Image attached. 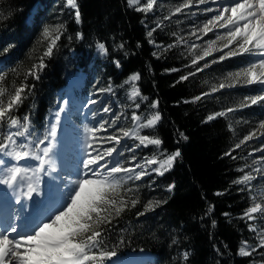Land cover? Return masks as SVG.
Returning <instances> with one entry per match:
<instances>
[{
    "label": "trees",
    "instance_id": "1",
    "mask_svg": "<svg viewBox=\"0 0 264 264\" xmlns=\"http://www.w3.org/2000/svg\"><path fill=\"white\" fill-rule=\"evenodd\" d=\"M65 5L66 0H0V71L8 72L4 86L9 90L23 80L28 68L41 55L42 45L38 43L41 30L54 14L60 15L66 28L58 41L60 47L46 59L47 66L40 73V79L29 77L26 81L34 84V89L16 114L30 113L33 129L44 133L46 114L57 101V90L66 83L76 65L88 61L90 54L85 52L103 42L110 62L100 65L101 74L109 79L111 88L120 89L130 75L140 74L138 84L147 103L140 111L139 123L151 118L157 102L161 119L154 127L140 131L159 138L162 144L160 148L146 147L138 153L143 159L155 157L157 162L177 149L181 153L163 175L128 180L125 174H119L118 178L124 181L121 195L127 200L138 197L140 202L135 207H125L108 229L107 246L115 255L106 264L119 255L141 250L153 254L149 264L264 262L259 255L264 251L261 248L250 257L238 254L243 242L251 243L254 248L257 239L243 215L253 203L252 188L233 181L247 173L256 152H250L251 148L245 144L235 148L248 131L240 130L232 112H226L234 106L236 97L254 96L261 88L258 84L238 85L212 92L209 82L212 76L239 69L250 57H229L205 68L200 66L201 71H197L193 65L173 57L168 48L157 53L149 42L144 13L129 6L128 0H77L79 24L74 19L75 9ZM32 9V19L28 20ZM78 32L82 33V39L76 38ZM120 44L124 47H118ZM9 45L14 47L4 52ZM71 50L79 55H71ZM116 60L120 61L119 67ZM236 109L248 111L249 121L264 114V107L259 105ZM219 112L226 114L207 119ZM2 136L0 130V141ZM229 150H232L231 156L225 155ZM169 185H175L171 192ZM158 200L166 203L145 212L148 201ZM210 206L212 211L208 212ZM137 212L144 215L139 216Z\"/></svg>",
    "mask_w": 264,
    "mask_h": 264
},
{
    "label": "snow or ice",
    "instance_id": "2",
    "mask_svg": "<svg viewBox=\"0 0 264 264\" xmlns=\"http://www.w3.org/2000/svg\"><path fill=\"white\" fill-rule=\"evenodd\" d=\"M137 3L138 0H128L129 6ZM155 3L156 0H147L146 5L136 10L147 13L153 9ZM193 3L206 4L207 0H186L184 4L175 8V12L179 13L183 9L191 7ZM65 7L75 9L74 19L79 24L81 14L77 0H66ZM205 11H216V14L207 19L202 28L196 31H200L203 35L215 29H225V31L218 34L215 40L207 41L208 47L204 49L203 55L196 56L192 60V64H196L198 60L211 55L212 52H222L218 58L220 61L242 54L258 56L260 58L249 63L247 67L238 72L229 73L226 79L230 80L231 83L226 85L221 82L218 88L258 84L261 92L264 93V0H228V2L220 4L216 10L205 8ZM65 32L66 28L62 23L42 27L38 41L42 45L41 55L28 68L23 80L13 89L9 90L4 86L8 72L0 71V130L3 131L2 141H0V184L13 191L21 189L19 195L26 200H32L33 193L39 195L42 174L51 176L52 173L57 172L55 156L58 127L61 121V113L65 111V108L58 107L54 113V121H49L42 135L34 132L30 113L22 116L16 113L34 89V84H29L26 81L29 77L33 80L40 79V73L47 66L46 59L51 58L54 51L60 47L58 41L61 40ZM152 34V31L147 33L148 37H151ZM192 34L195 35V32ZM76 38L82 39V33H76ZM197 38L199 39V37ZM68 39L71 40L72 37L69 36ZM218 41L221 42L219 45H217ZM12 47L14 45H9L8 48L4 49V52ZM118 47L123 48L124 45L120 44ZM196 47L198 46L192 45V48ZM97 48L102 54L108 51L103 42H98ZM114 62L117 67L120 66L119 60ZM212 63H216V61L214 60ZM207 66L206 64L205 67ZM173 70L175 71V69ZM11 71L15 72L16 69ZM197 71H201V69L198 67ZM139 79L140 74L134 73L128 77L125 83L135 82ZM181 79L184 80L187 77H181ZM218 88L213 87L211 91L216 92ZM98 91H111V86ZM5 94H7L6 98ZM139 94V89L133 84L131 97L135 98ZM202 95H208V93ZM195 99L199 100L200 97ZM67 103L64 101L65 105ZM88 103L94 105L96 101L89 100ZM253 105L264 107V94L245 97L240 107ZM136 107L139 108L140 105L137 104ZM235 110V108H228L226 112ZM102 111L109 113L112 112V109L103 107ZM225 114V112L215 113L207 119L212 120L215 116ZM95 115L96 113H93V116ZM131 119L136 124L135 128H120L117 124L120 116L114 112L110 121L101 119L98 127L85 126L84 133L88 138L86 141L88 152L86 157L78 162V170L82 176L76 181H69V184L66 185L67 194L59 206L53 208L43 219L36 221L29 233H19L17 227L11 224L0 231V264H106L115 255V251L107 246L108 229L111 228L113 220L120 216L125 207L129 205L135 207L140 202L138 197L127 200L121 195L124 181L118 178L119 174H125L128 180H141L142 177L149 175V166L157 163L156 158L153 157L144 158L142 163L129 162L128 166H125L119 159L123 156L121 149L132 153L130 161H136L137 157L133 148L139 149L141 146H159L162 144L159 138L140 134V129L152 128L161 119L158 112L143 124L139 123L140 117L135 113ZM109 128L113 129L111 133H108ZM101 132L108 134L101 136L99 135ZM180 136L187 139L183 133H180ZM261 136H264V119H261L258 127L253 128L245 135L235 145V148L238 149L247 141ZM125 138L138 140L139 143L134 144L133 147H128L123 144ZM105 144L110 146L103 147L102 145ZM254 151H264V144ZM231 152L232 150H229L225 155L231 156ZM180 155L181 153L177 149L160 162V167L152 168L150 171L163 175L161 169L164 171L170 169L175 159ZM261 160H264V155L261 156ZM253 171L264 178V168H254ZM59 178L58 174L53 177V179ZM255 179L256 176L248 172L233 183L250 185V182ZM174 187L175 185H169L168 190L171 192ZM125 191L131 192L132 189H125ZM220 194L217 193V195ZM163 203L166 201H148L144 205L145 212ZM211 211L210 206L208 212ZM256 214H259L262 223H264V204L256 202V198L253 197L252 205L246 209L243 215L247 220L254 221L257 219ZM137 215L143 216L144 212H137ZM224 215L228 216L227 213ZM212 224L215 226L216 221L213 220ZM249 228L254 233L257 231L255 224L249 225ZM7 233L16 235L10 238ZM258 239L259 243L251 248V251L246 250L247 243L245 242L244 246L240 247L238 254L250 257L257 248L264 249V228L261 229ZM173 243L176 241L173 240ZM183 255L187 259L188 253L185 252ZM259 255L261 261H264V251L260 252ZM253 264H258V262L254 261Z\"/></svg>",
    "mask_w": 264,
    "mask_h": 264
},
{
    "label": "rangeland",
    "instance_id": "3",
    "mask_svg": "<svg viewBox=\"0 0 264 264\" xmlns=\"http://www.w3.org/2000/svg\"><path fill=\"white\" fill-rule=\"evenodd\" d=\"M185 2L186 0H156V3L154 4L152 10H150L147 13L142 11L145 15L143 23L145 27L148 28V30L152 31L153 33L152 36L149 37V42L151 41L150 44L155 49L158 50L157 53L160 51H164L166 50V48H168L173 57L179 59L180 61L187 62L188 64L193 65L192 66L193 69H196L200 66L202 68H205L206 64L208 66H211L212 64H214L212 63V61L214 60L216 61L217 64L218 62H220L218 58L222 54V52H212L211 55L205 56L202 60H198L196 64H192V60L195 59V57L198 55H203L204 49L208 47L207 41L215 40L216 36L218 34H222L225 31V29H215L212 32L207 33L206 35H203L200 31H196V30L202 28L203 24L207 21V19H210L213 15L216 14V11L206 12L205 8H212L216 10L218 9L220 4L228 2V0H216V2H213V0H207L206 4L193 3L191 7L183 9L181 12L176 13L175 8L179 7ZM146 3L147 0H138V3L133 5L132 7L136 9L141 8L143 5H146ZM34 8L36 11L37 6H35ZM33 10L34 9H32L31 14L28 17V20L32 19L31 15L33 13ZM58 11L61 12V10L59 9ZM58 23L63 24V21L59 14H54V16L49 21L48 25H55ZM158 24L159 27H157ZM193 32H195V35L192 34ZM197 37H199V39ZM220 43L221 42L218 41L217 45H219ZM193 44L197 45L198 47L192 48ZM169 45H171V47H168ZM224 51H227V49H224ZM70 54L77 56L79 55V52H76L75 50H71ZM107 54L108 52L102 54L97 48V44L95 45L92 51L87 50L85 52V55H89L88 61H81L82 63L76 65V67L67 76V80L70 77H74L75 82L78 81V83L76 85H73L72 87H69L71 90L67 88L64 91L62 90L59 91L61 89L60 87L57 90V101L55 105L49 108L46 114L45 129L49 121L54 118V113L57 111L58 107L65 108V111L61 113V121L58 127V137H57L58 145L56 146L57 147L56 149L62 148V144L59 143V140L62 137L59 136L62 135L61 133L63 131L69 132L70 133L69 135H72L74 139V142L71 141L69 145L66 146L67 151L66 150L64 151L65 154L67 153L66 155H69L68 157H71L70 160L73 163L72 164L73 166L68 170L69 172L66 170L67 174L65 173L62 176V178L64 179V184L62 189L60 188V191H62V193L60 192V196L63 195L66 196L67 194V189L65 188V184H69V181H76L82 175V173L78 170L79 169L78 162L84 159L88 152V150L86 149V141L88 138L84 133L85 126L87 125L90 127H98V123L101 119L105 121H110L112 119V113L114 112L120 116V120L117 122L120 128L123 129L135 128L136 124L131 119L132 115L133 113H135L137 116H139L142 107L147 103V97L144 96V94L140 90L138 84L139 80L135 82L129 81L128 83H125V85L120 89L111 88V91H105V92L98 91L99 89H107L110 86V84L107 83L109 82V79L103 77V75L101 74L102 66H100L103 63L110 62L109 59L107 58L108 57ZM242 55H248V54H242ZM248 56L250 57L249 62L242 65V67H240L239 69L233 71H224L221 76L218 75H216V77L212 76V78L213 77L214 78L213 79L211 78L209 80V82L212 83V88L213 87L218 88L221 82L225 83L226 85L231 83L230 80L226 79L229 73L238 72L241 69L247 67L249 63L254 62L256 59L260 58L258 56H253V55H248ZM0 63H2V60H0ZM133 84L137 89H139V93H140L135 98L131 97ZM225 88H230V87H225ZM225 88H218V91ZM260 94H264V93H262L260 90V93L256 95H260ZM244 98L245 97H236L234 101V106L232 108L235 109L239 108L241 103L244 102ZM89 100H95L96 104L94 105L89 104L88 103ZM64 101H67L68 103L65 105ZM137 104L140 105L139 108L136 107ZM154 105L157 106L155 102ZM156 106H154V114L157 113ZM103 107H110L112 109V112L104 113L102 111ZM93 113H96V115L93 116ZM241 114H244L245 116ZM231 115H233L236 118V123L238 124V128H241L240 130H242L243 132L248 131V133L252 131L253 128L258 127L259 121L261 119H264V114H262V117H258L255 118V120L253 121H249L248 120L249 112L248 111L240 112L237 109L233 111ZM62 118L64 122L62 121ZM112 130H113L112 128H109L108 133H111ZM34 132L41 135L43 134L40 131H36V130H34ZM108 133L101 132L99 133V135L103 136V135H107ZM140 134L145 135L143 134L142 131H140ZM150 137L156 138L154 136H150ZM138 143H139L138 140L134 141V139L132 138H125V140L123 141V144L127 145L128 147H133L134 144H138ZM262 144H264V136L247 141L245 143V147L251 148L250 152H256V155L253 156V160L251 161V164L247 171V173L251 172L253 175L256 176V179L251 181L249 185V187L252 188L250 198L252 202H253V197H255L256 202H260L264 204V178H261V176H259L257 173L253 171L254 168H258V167L264 168V160H261V156L264 155V151L261 152L254 151V149L261 148ZM102 146L108 147L110 145L105 144ZM160 146L161 145L159 146L148 145L147 147L160 148ZM93 147H95V144H93ZM144 148L146 147L141 146L139 149L133 148V151L137 157L136 161H130V157L132 153L124 151V149L122 148L121 151L123 152V156L119 157V159L121 160L122 163H124L125 166L128 165L129 162L142 163L143 158L138 153V151ZM254 161H256V163H253ZM157 167H160V162L150 165L149 175L142 177V179L157 174L156 172L150 171V169ZM137 170L139 171V169ZM161 171L164 172L163 169H161ZM53 175H54L53 173L51 176L43 175L41 177L42 181L43 179L45 180L44 181L45 183H47V181L49 182L50 180L53 181V177H52ZM256 215H257L256 220L254 221L248 220V221L250 222V225L255 224L257 227V231L255 233L251 229L250 230L254 233V236L257 239L256 243L258 244L259 243L258 235L261 229L264 228V223H262L259 214ZM16 217L17 216L15 215L14 218L12 219L11 225H14V221L16 220ZM6 227L2 228V226L0 225V231H3V229ZM29 232H24V233H29ZM7 234H9L10 237L16 235V234L13 235L12 233H7ZM246 243H247L246 250L250 251L253 245H251V243L249 242ZM244 244L245 242L242 243V246H244ZM141 252L143 255L142 258L148 257V260L145 264H149V262H151L153 258V255L144 251ZM121 258L122 257L116 258L111 264H116V261H118ZM126 264H140V263L139 261H137ZM258 264H264V262H258Z\"/></svg>",
    "mask_w": 264,
    "mask_h": 264
},
{
    "label": "bare ground",
    "instance_id": "4",
    "mask_svg": "<svg viewBox=\"0 0 264 264\" xmlns=\"http://www.w3.org/2000/svg\"><path fill=\"white\" fill-rule=\"evenodd\" d=\"M77 81V80H76ZM78 83V81L77 82H75V79H74V77H70L68 80H67V82L61 87V89L59 90V91H64V90H66L67 88H69V87H72L73 85H76ZM70 89V88H69ZM71 90V89H70ZM74 93V92H73ZM156 106V105H155ZM157 107V106H156ZM66 114V113H65ZM67 115V114H66ZM50 120V119H49ZM51 120H53L54 121V118L53 119H51ZM62 121L64 122V120H63V118H62ZM157 124V123H156ZM62 135H60L59 137H62V138H60V140H59V143H61L62 144V148H58V149H56V156H55V160H56V164H55V167H56V169H57V172H55V173H53L54 175L52 176V177H54V176H57V174L59 175V179H57L58 180V182H60L61 181V178H62V176L71 168V167H68V165H71V166H73L72 164V162H71V160H70V158L71 157H68L69 155H66L65 154V150H66V146L67 145H69V143L71 142V141H73L74 142V139H73V137H72V135H69L70 133L69 132H67V131H63L62 133H61ZM60 144V145H61ZM58 145V144H57ZM59 145V146H60ZM61 147V146H60ZM57 148V147H56ZM67 151V150H66ZM7 159V158H6ZM73 160V159H72ZM78 162V161H77ZM79 164V163H78ZM77 167H78V165H77ZM61 168H64V170L62 169V170H59V169H61ZM67 171H66V170ZM76 169V168H75ZM76 171V170H75ZM69 172V171H68ZM67 174V173H66ZM70 174V173H69ZM75 174H77V173H75ZM43 176V175H42ZM41 176V177H42ZM66 176H68V175H66ZM70 176V175H69ZM73 176V175H72ZM82 176V175H81ZM52 177H51V179H52ZM41 181H42V178H41ZM43 181H45L44 179H43ZM51 181V180H50ZM49 181V182H50ZM54 181V180H53ZM53 181H51V182H53ZM48 182V181H47ZM48 182V183H49ZM63 184H64V181H63V183H62V186H61V189H62V187H63ZM49 185V184H48ZM66 185H68V184H65V188H66ZM51 186V185H50ZM43 188H46V184L44 185L43 184ZM67 189V188H66ZM21 191V189H17V190H15V191H13L12 189L11 190H9V189H7V187L5 186V185H2V184H0V193H3V192H5V195L9 198V199H11V198H13V197H15L16 195H18V193ZM62 192V191H61ZM33 194H35V193H33ZM60 195V192L59 193H57V196H59ZM55 196V194L53 195V197ZM56 196V197H57ZM64 196V195H63ZM54 200L55 201H57V198L55 199L54 198ZM17 201H21V204L23 205V210H24V215L23 216H21V214H19L17 217H16V220L17 221H15L14 222V225L15 226H17V222L18 221H20V222H23V223H30V221H31V218L32 217H34L35 216V213H33V211H32V209H31V207L27 204V200L26 199H24L22 196H19V197H17ZM4 206H6V205H4ZM7 211H8V209L5 207V209H4V211H3V213L0 215V225H1V223H2V226L4 225V224H7L8 222H6L5 221V216H6V213H7ZM48 211V210H47ZM41 216V213H39V214H37V217H40ZM44 218V217H43ZM42 218V216L40 217V219H43ZM26 220V221H25ZM25 221V222H24ZM26 224V225H27ZM3 228V227H2ZM20 229V228H19ZM19 232H21V233H24L25 231H22V230H18ZM11 238V237H10ZM144 252H146V251H144ZM142 252L141 251H139V252H136V253H132V254H130V255H128V256H124L123 258H121V259H119L117 262H116V264H122V263H133V262H137V261H139V263L140 264H145L146 263V261H147V259H148V257H145V258H142Z\"/></svg>",
    "mask_w": 264,
    "mask_h": 264
},
{
    "label": "water",
    "instance_id": "5",
    "mask_svg": "<svg viewBox=\"0 0 264 264\" xmlns=\"http://www.w3.org/2000/svg\"><path fill=\"white\" fill-rule=\"evenodd\" d=\"M156 104H157V102H156ZM158 123V122H157Z\"/></svg>",
    "mask_w": 264,
    "mask_h": 264
}]
</instances>
